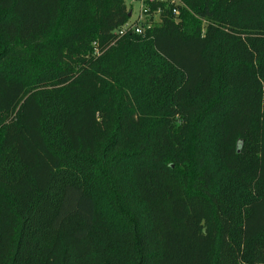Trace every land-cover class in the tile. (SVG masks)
I'll list each match as a JSON object with an SVG mask.
<instances>
[{"label": "trees", "instance_id": "obj_1", "mask_svg": "<svg viewBox=\"0 0 264 264\" xmlns=\"http://www.w3.org/2000/svg\"><path fill=\"white\" fill-rule=\"evenodd\" d=\"M181 1L0 0V264H264V0Z\"/></svg>", "mask_w": 264, "mask_h": 264}, {"label": "built area", "instance_id": "obj_2", "mask_svg": "<svg viewBox=\"0 0 264 264\" xmlns=\"http://www.w3.org/2000/svg\"><path fill=\"white\" fill-rule=\"evenodd\" d=\"M139 3V9L134 21L129 20L126 24L118 28L113 34L119 39L125 36L138 35L146 36V32L161 22L163 6L166 11L174 16L180 14V8L183 7L181 0H136ZM157 5L155 8L154 6ZM132 11V10H131ZM133 15V11H132ZM132 18V17H131Z\"/></svg>", "mask_w": 264, "mask_h": 264}, {"label": "rangeland", "instance_id": "obj_3", "mask_svg": "<svg viewBox=\"0 0 264 264\" xmlns=\"http://www.w3.org/2000/svg\"><path fill=\"white\" fill-rule=\"evenodd\" d=\"M125 4H126L128 9L133 11L131 21H134L135 17L137 16L138 9L140 6L139 3L136 0H125ZM131 84H132V90L128 91L129 96L127 97L126 101H128L134 108H138L140 105L142 106V102L144 100L146 90L143 86L140 85V80H135ZM106 91H107V89H104L103 92L101 93V95H100L101 100L111 99V101H118L119 96L116 93H111V92H106ZM121 110L127 111L125 109H119V111H121ZM139 111H140V109H139ZM118 152H120V151H118ZM123 152H125V151H123ZM106 166H107V164H105V168H106ZM106 173H108V172L106 171ZM121 174H122V171L120 169H118L113 174H108V175L114 181ZM101 204L103 206V209L106 212H108L109 209L102 200H101Z\"/></svg>", "mask_w": 264, "mask_h": 264}, {"label": "water", "instance_id": "obj_4", "mask_svg": "<svg viewBox=\"0 0 264 264\" xmlns=\"http://www.w3.org/2000/svg\"><path fill=\"white\" fill-rule=\"evenodd\" d=\"M128 17H129V18L132 17V11H130V12L128 13Z\"/></svg>", "mask_w": 264, "mask_h": 264}]
</instances>
